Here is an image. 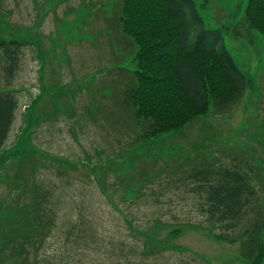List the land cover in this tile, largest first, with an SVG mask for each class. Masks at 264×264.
<instances>
[{
  "label": "rangeland",
  "instance_id": "1",
  "mask_svg": "<svg viewBox=\"0 0 264 264\" xmlns=\"http://www.w3.org/2000/svg\"><path fill=\"white\" fill-rule=\"evenodd\" d=\"M194 1L205 27L222 31L223 46L247 87L224 112L210 109L180 128L127 146L133 127L125 121L134 118L122 97L134 48L113 19L120 0H0V38L30 42L10 81L17 108L0 149V264L243 262L240 239H217L220 228L205 225V193L187 190L188 182L197 183L186 174L241 164L264 175V34L242 26L246 0ZM6 85L0 70V86ZM160 95L155 92L157 103ZM122 126L129 137L120 136ZM32 174L49 190L48 208L59 202L61 211L56 228L40 229L54 236L37 248L26 245L28 259L17 262L1 249L18 216L11 204L15 197L20 203L29 198L20 189L30 186ZM124 216L136 228L157 223L147 237L158 244L146 248L162 251L144 252L145 234L135 237ZM73 220L75 234L63 245L59 236Z\"/></svg>",
  "mask_w": 264,
  "mask_h": 264
},
{
  "label": "trees",
  "instance_id": "2",
  "mask_svg": "<svg viewBox=\"0 0 264 264\" xmlns=\"http://www.w3.org/2000/svg\"><path fill=\"white\" fill-rule=\"evenodd\" d=\"M113 19L120 27L122 37L134 48L129 61L131 69L125 76L128 83L122 97V104L134 118L125 121L133 127L127 146L180 128L210 109L216 113L224 112L242 97L248 80L223 46L222 31L205 27L194 0H120ZM111 22L114 24L113 20ZM188 22H192V25ZM242 26L264 34V0H246ZM29 44L27 41L0 38V70L7 84L0 86V149L7 139L17 108L14 95L17 89L11 87L10 81L19 67L22 47ZM156 91L161 94L158 103ZM122 130L120 136L129 137L126 126H122ZM112 154L120 156V152ZM235 166H225L216 172L209 168H196L186 176L195 179L197 184L189 187L192 184L188 182L186 189L205 193V204L200 206V211L205 214V225L212 229L220 228L221 231L214 233L217 239L241 240V257L244 260L240 264H264V175L253 166L248 170L242 169L241 164ZM214 172L216 176L211 177L210 174ZM34 176L32 174L29 187L20 189V193L25 191L29 198L20 203L15 197L11 204L19 217L6 232L1 249L17 262L28 259L26 245L37 248L46 242L47 237L54 236L40 229L56 228L61 211L56 201L54 207L48 208L53 203L51 199H46L50 196L49 190ZM186 176H181V179ZM253 176L257 178L256 184ZM123 186L120 191L127 195ZM56 193L54 189L52 194ZM105 203L111 204L108 199ZM117 210L120 211L119 208ZM95 211L93 208L91 218H94ZM124 219L129 221L126 222L135 237L138 234L143 238L145 234L144 252L154 254L155 251H162L159 248H146L148 244H158L152 240L150 242L147 237L154 232L157 223L152 221L150 226L143 229L134 227L128 217L124 216ZM76 222H70L63 239L59 236L63 245L71 242ZM92 228V234H99L94 225ZM175 249L181 250L179 247ZM109 264L140 262L112 259Z\"/></svg>",
  "mask_w": 264,
  "mask_h": 264
}]
</instances>
